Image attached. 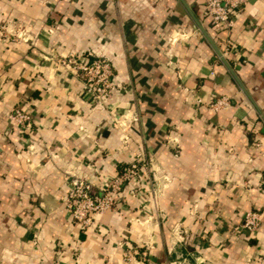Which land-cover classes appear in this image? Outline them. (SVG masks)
Returning <instances> with one entry per match:
<instances>
[{
	"label": "crops",
	"instance_id": "crops-1",
	"mask_svg": "<svg viewBox=\"0 0 264 264\" xmlns=\"http://www.w3.org/2000/svg\"><path fill=\"white\" fill-rule=\"evenodd\" d=\"M205 2L0 0V264H264V0L229 30ZM87 51L114 68L102 105L59 63ZM136 158L116 207L80 229L70 175L99 193ZM250 208L259 225L233 231Z\"/></svg>",
	"mask_w": 264,
	"mask_h": 264
},
{
	"label": "built area",
	"instance_id": "built-area-1",
	"mask_svg": "<svg viewBox=\"0 0 264 264\" xmlns=\"http://www.w3.org/2000/svg\"><path fill=\"white\" fill-rule=\"evenodd\" d=\"M248 0H206L205 12L211 23L229 30L233 24V17L240 12ZM24 34H16L21 38ZM231 46L229 38L224 41L221 51L224 56ZM61 66L75 74L82 82L87 97L98 105L104 104L116 89L114 68L112 62L104 56H96L93 52H71L59 59ZM226 96L217 98L211 103L214 111L226 108L229 105ZM9 120L21 130L31 127V114L23 109L14 108L8 115ZM143 163L136 158L131 160L122 170L104 177L100 192L95 188V183L83 176L72 173L69 186L61 196L64 208L69 213L72 221L82 230L91 225L95 214L104 213L107 209H114L117 205V194L130 181H135L140 174ZM261 221V213L257 209L245 211L242 221L234 225L233 231L252 232ZM146 254L145 251L142 252Z\"/></svg>",
	"mask_w": 264,
	"mask_h": 264
},
{
	"label": "water",
	"instance_id": "water-1",
	"mask_svg": "<svg viewBox=\"0 0 264 264\" xmlns=\"http://www.w3.org/2000/svg\"><path fill=\"white\" fill-rule=\"evenodd\" d=\"M218 55L221 57L222 60H224V57L222 56L221 52L217 50ZM225 61V60H224Z\"/></svg>",
	"mask_w": 264,
	"mask_h": 264
}]
</instances>
